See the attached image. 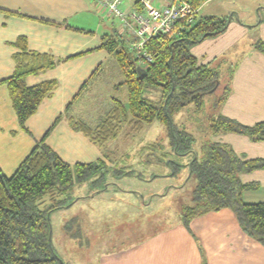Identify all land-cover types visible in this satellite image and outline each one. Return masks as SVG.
I'll return each mask as SVG.
<instances>
[{
    "label": "trees",
    "instance_id": "trees-1",
    "mask_svg": "<svg viewBox=\"0 0 264 264\" xmlns=\"http://www.w3.org/2000/svg\"><path fill=\"white\" fill-rule=\"evenodd\" d=\"M183 1L189 2L198 12L206 0ZM133 7L142 10L137 0ZM0 11L6 16L17 15ZM40 22L61 26L45 20ZM179 25L183 27L180 31L157 35L145 43L144 51L152 58L145 66L138 64V58L128 48L122 33L114 31L112 35H104L101 48L118 66L123 81L117 85L126 86L127 102L112 98L110 108L102 109L105 114L96 116L92 125L72 117L67 119L68 124L102 152L101 148L115 139L123 128H128L130 133H139L146 125L159 122L166 129L170 151L189 157L185 165L189 176L194 175L196 180L192 192L194 204L183 209L182 224L188 227L197 216L229 208L235 213L242 231L264 246V202L245 203L242 193L255 189L256 185L239 180L242 173L264 169V159H242L228 146L211 139L217 134L231 132L248 136L253 141L264 140V120L243 125L220 113L215 114L208 118L205 127L208 136L200 142L189 130L173 121V117L182 111L201 112L207 93L217 94L221 90L212 103L216 110L227 98L229 87L221 79L220 71L198 64L190 52L192 46L205 38L224 32L227 20L215 16L198 17L196 13L192 23L182 21ZM13 45L18 50L12 56L14 69L9 77L0 80V85L6 86L20 128L28 132L27 120L55 91L58 83L50 80L27 86L26 78L54 68L58 60L48 54L30 51L24 36H19ZM254 47L264 54L263 42L258 41ZM147 85L162 89L159 107L146 100L144 90ZM47 134L36 142L11 176H5L0 169V264H65L48 240L50 213L81 198L71 197L76 185L95 189L90 190L95 194L107 189L109 183L105 173L110 169L116 175L131 172L113 169L102 160L67 163L46 144ZM171 163L174 162L168 161L169 165Z\"/></svg>",
    "mask_w": 264,
    "mask_h": 264
},
{
    "label": "crops",
    "instance_id": "crops-1",
    "mask_svg": "<svg viewBox=\"0 0 264 264\" xmlns=\"http://www.w3.org/2000/svg\"><path fill=\"white\" fill-rule=\"evenodd\" d=\"M134 1L125 0L123 6L125 9L133 7ZM239 1L245 6L243 0ZM250 1L252 10L248 12L238 9V2L206 0L201 5L204 13L199 17L226 19L227 27L221 34L205 38L190 50L198 64L210 67L216 59L226 58L229 68L223 81L229 93L216 114L243 125L264 120V54L254 47L258 41L264 43V15L261 14L264 0H246V3ZM163 2L153 0L156 7ZM0 10L17 14L6 16L0 11V80L13 72L12 56L18 51L13 44L19 36L25 37L30 51L58 60L54 68L26 78L27 86L50 80L58 83L55 91L27 120L28 132L20 128L6 86L0 85L2 173L11 176L46 133V144L63 161L73 164L102 160L108 165L107 157L67 121L70 117L82 120L80 110H88V121H91L104 104L106 107L100 99L97 109L95 104L88 109L81 101L85 89L91 86L85 87L87 81L93 80L107 66L105 63L114 61L101 48L102 37L109 34L101 32L100 28L109 27L99 24L98 14L103 13L99 12L96 2L0 0ZM40 20L61 26L47 25ZM211 139L228 146L242 159H264V140L253 141L231 132ZM239 180L256 185L255 189L242 193L245 203L264 202V169L242 173ZM96 264H264V246L242 231L231 209L223 208L193 218L188 227L180 221L124 252L104 254Z\"/></svg>",
    "mask_w": 264,
    "mask_h": 264
},
{
    "label": "rangeland",
    "instance_id": "rangeland-1",
    "mask_svg": "<svg viewBox=\"0 0 264 264\" xmlns=\"http://www.w3.org/2000/svg\"><path fill=\"white\" fill-rule=\"evenodd\" d=\"M219 1L238 2L241 6L238 9L243 8L248 12L252 10L251 1L246 3L243 0L245 6L239 0ZM123 3L121 9H125ZM201 13H204L202 6L197 16H202ZM261 14L264 15V12L261 11ZM98 20L99 24L109 27L100 28L101 32L109 35L120 26L118 19L104 14H98ZM225 60L226 58H218L212 64L213 68L220 71L222 80L227 77L229 68ZM105 64L107 66L93 80L87 81L85 86L91 85L85 89L81 100L88 109L93 104L97 109L99 99L106 103V107L105 104L103 107L105 111L110 108L108 105H111L112 98L127 102L126 86L117 85L123 81V77L116 62ZM217 94L204 95L201 112L182 111L173 117L177 126L185 127L197 137V142L208 136L205 127L208 125V118L215 116L218 111L212 106ZM144 96L153 106L159 107L162 89L147 85ZM80 111L84 122L90 125L95 122V119L88 121V110ZM104 114L99 111L96 116ZM167 138L165 127L159 122H153L139 133H130L128 128H123L115 139L101 148L100 152L107 157L108 166L131 172L116 175L110 169L105 173V180L109 183L107 189L95 194H91L95 189L76 185L71 197L81 198L50 213V241L65 264H96L102 255L111 256L112 253L124 252L181 221L183 209L194 204L192 192L196 180L194 175L189 176L188 167L185 165L189 157L170 151ZM153 144L156 146L152 148ZM168 161L181 166L176 168L174 163L169 165Z\"/></svg>",
    "mask_w": 264,
    "mask_h": 264
},
{
    "label": "built area",
    "instance_id": "built-area-1",
    "mask_svg": "<svg viewBox=\"0 0 264 264\" xmlns=\"http://www.w3.org/2000/svg\"><path fill=\"white\" fill-rule=\"evenodd\" d=\"M94 1L100 13L119 20L117 31L126 37L127 46L135 53L140 66L151 62V56L144 51L149 39L180 31L183 27L179 23H192L197 13L189 2L183 0H164L160 7H156L153 0H137L142 10L134 7L121 9L123 0Z\"/></svg>",
    "mask_w": 264,
    "mask_h": 264
},
{
    "label": "water",
    "instance_id": "water-1",
    "mask_svg": "<svg viewBox=\"0 0 264 264\" xmlns=\"http://www.w3.org/2000/svg\"><path fill=\"white\" fill-rule=\"evenodd\" d=\"M48 240L50 241V235H49V238H48Z\"/></svg>",
    "mask_w": 264,
    "mask_h": 264
}]
</instances>
